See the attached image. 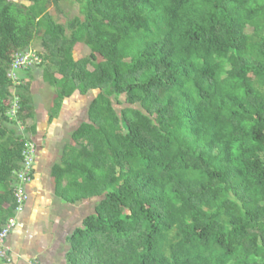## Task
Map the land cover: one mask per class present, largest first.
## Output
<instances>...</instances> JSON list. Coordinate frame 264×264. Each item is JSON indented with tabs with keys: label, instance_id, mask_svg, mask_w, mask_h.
<instances>
[{
	"label": "trees",
	"instance_id": "16d2710c",
	"mask_svg": "<svg viewBox=\"0 0 264 264\" xmlns=\"http://www.w3.org/2000/svg\"><path fill=\"white\" fill-rule=\"evenodd\" d=\"M60 3L0 0V228L36 132L18 75L41 67L53 113L99 91L51 169L65 202L97 198L68 264H264V0H80L66 23ZM28 50L41 62L12 69Z\"/></svg>",
	"mask_w": 264,
	"mask_h": 264
},
{
	"label": "crops",
	"instance_id": "0c3cea01",
	"mask_svg": "<svg viewBox=\"0 0 264 264\" xmlns=\"http://www.w3.org/2000/svg\"><path fill=\"white\" fill-rule=\"evenodd\" d=\"M74 59L78 60L75 56ZM42 79L44 78L42 77ZM31 94L33 96L32 91ZM65 97H62L61 100L63 104ZM52 105L55 104L52 103ZM49 110L47 109V113L50 120L54 114L63 115L62 111L53 113L54 109L52 112ZM34 123L36 132L32 134L31 139L35 143L37 151L32 166L31 180L24 185L27 199L22 210L16 215L15 227L6 240L10 251V260L5 261L0 258V264H28L29 261H36L39 264H68L66 258L70 247L68 237L73 231L70 229V221L74 217L70 210L78 202L68 203L59 198L55 193L54 179L51 175L53 165L61 161L67 144L61 148L62 153L58 160L53 157L41 158L40 153L46 148L45 137L42 136L39 142L37 138L38 124L35 120ZM83 201L85 200L81 202ZM62 210H67L68 215L65 216L61 212Z\"/></svg>",
	"mask_w": 264,
	"mask_h": 264
},
{
	"label": "rangeland",
	"instance_id": "374dc122",
	"mask_svg": "<svg viewBox=\"0 0 264 264\" xmlns=\"http://www.w3.org/2000/svg\"><path fill=\"white\" fill-rule=\"evenodd\" d=\"M60 7L63 9V12L66 15L65 18L62 16L58 17L59 12L51 7V13L58 22L66 23L67 19H71L75 16H81L80 0H61ZM30 48L32 50L42 51L40 39L38 37H36L33 43H31ZM90 53L91 50L82 42H77L73 48V54L76 59L89 56ZM100 59V56L97 55L96 61H99ZM42 72L43 68L34 67V69L30 68L29 70L21 71L18 77L20 76V78L27 79L29 76H31L30 91L33 92V103H36V108L34 106V110L36 109V111L34 112L37 115L34 120L38 124L37 138L40 142V138L42 136L45 137L44 143L46 144V148L44 151H41L40 157H53L54 159L56 158L55 160H58L62 153L61 148L64 147L65 144L71 143L70 134L72 130L76 125L87 120V106L90 100L96 96L99 91L89 90L87 93L82 94L75 90L65 97V101H63L64 104L62 101L60 102L58 111H62L63 115L54 114L50 120L47 109H50L49 111L51 112L53 111L54 106L52 103L55 104V99L58 97V86H56L54 83H51V81L47 79L44 81V79H42ZM55 76L59 78L61 75L55 73ZM113 103L114 107H120L116 101ZM34 120H28L26 126L34 124ZM19 129L23 130L22 125H19ZM96 200L97 198L89 199L83 202L80 201L71 208L70 212L71 214H74L72 221H70L71 230L79 227L81 225L82 218L93 212ZM61 212H63L65 216L68 215L67 210H62Z\"/></svg>",
	"mask_w": 264,
	"mask_h": 264
},
{
	"label": "built area",
	"instance_id": "2783aa9c",
	"mask_svg": "<svg viewBox=\"0 0 264 264\" xmlns=\"http://www.w3.org/2000/svg\"><path fill=\"white\" fill-rule=\"evenodd\" d=\"M40 57L33 51H26L24 53H16L13 56V60L11 63L12 69H19L27 66L36 65V63H40ZM15 80L14 72L11 71L9 73ZM18 109L17 106V99L14 101L10 114L14 116L16 114V110ZM36 145L33 141L28 140L25 142L23 150H22V161H21V168L17 171V179L18 184L15 186L13 193L16 202L14 215L9 217L5 223L0 228V258L8 261L10 260V251L9 247L7 246L6 240L12 229L15 227L16 224V215L22 210V207L27 199L26 194L24 192V184L31 180V172L32 166L34 163L35 153H36ZM28 264H39L36 261H29Z\"/></svg>",
	"mask_w": 264,
	"mask_h": 264
}]
</instances>
